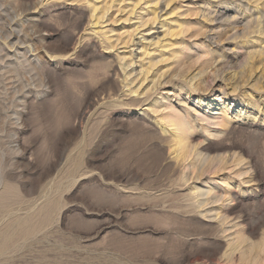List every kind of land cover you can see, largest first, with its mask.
Here are the masks:
<instances>
[{
    "label": "rangeland",
    "instance_id": "obj_1",
    "mask_svg": "<svg viewBox=\"0 0 264 264\" xmlns=\"http://www.w3.org/2000/svg\"><path fill=\"white\" fill-rule=\"evenodd\" d=\"M110 1L0 0V244L15 239L0 264H264V0L158 1L157 16L177 33L167 41L192 46L158 73L190 78L205 68L199 89L186 78L158 91L188 121L177 141L114 76L115 55L139 70L141 43L160 39V26L113 52L88 23L92 5ZM113 1L126 13L135 0ZM121 21L111 28L127 37L137 20ZM219 60L236 72L253 62L255 77L245 86L217 80ZM212 91L229 107L212 102ZM197 98L226 112L224 122L196 120L188 109L198 110ZM198 188L230 196L200 206Z\"/></svg>",
    "mask_w": 264,
    "mask_h": 264
},
{
    "label": "bare ground",
    "instance_id": "obj_2",
    "mask_svg": "<svg viewBox=\"0 0 264 264\" xmlns=\"http://www.w3.org/2000/svg\"><path fill=\"white\" fill-rule=\"evenodd\" d=\"M116 1V0H115ZM158 1L160 0H135L133 3L129 4V10L128 12L124 13V10L120 7H117V9H114V1H110L109 4L107 5L105 3V5L103 6V8H98L95 7L94 4L92 5L91 9H90V15L88 16V23L90 25L91 29L89 32L94 34L96 37L100 38L102 41V43H105L107 46V48H109L110 50L112 49V51L115 49V51H117V47L120 46L122 48L125 49V47H129L133 45V38H135L136 35H141L140 38H143L144 36L148 35V33L154 28V25L156 26V23L159 24L160 29H161V38L155 40V42L148 41L146 42L147 45H142L141 43V54L139 53L138 55V59L136 60L137 63H139L138 66L139 70L135 73L133 72V65L135 64L132 60L126 59L125 55L119 57L118 55H115V57L118 60V65L116 67V69L114 70V76H116V78L118 77L121 85L123 88H126V90L124 92H126L123 96H126V98L128 97L129 100H132L133 103H136L137 106H144V108L142 109L143 111H146V114L151 115L154 117V120L158 126V128L160 129L161 132L165 133L166 135H169L171 138L173 139H178L179 136V131L181 130L182 126H184L183 130L181 131V133L185 130L188 129L187 126V122L184 118L183 115L180 114L179 111H175L176 108L175 106H173V104L170 102V92L169 91H165L166 93L164 94H159L158 91L162 88H164L165 86H173L174 85V81L176 80L178 82V80H180L181 82L186 81V78H189V76H180L181 74H177L175 71V73H173L171 75V73L168 71H161L160 73H158V71H160L159 68H156L158 66H156L158 63H162V62H168L170 61V63H172L173 61L177 60V57H175L174 55H181L186 49L191 48V42L188 41V43H186L185 46H180V44L176 45L175 43H171L170 41H167V39H171V37L176 36L177 33H174L170 28H171V23L172 21L169 20L170 17L169 16H164V18L161 20L157 15L158 13L156 12L157 10V4ZM94 2V1H93ZM107 2V1H106ZM124 0H121V3H123ZM264 2V1H263ZM98 5V4H97ZM117 5V4H115ZM141 5H144V7L141 8ZM127 6V5H126ZM168 7V6H167ZM162 8V7H161ZM165 9V8H164ZM167 9V8H166ZM136 10H140V12H142V14H138L140 12H138L136 14ZM168 10V9H167ZM115 11L116 15H120L121 13H124L123 16L125 17L122 21L119 19H117L115 16H112L113 12ZM177 11V10H176ZM164 13H162L163 15ZM173 14V13H172ZM176 14V13H175ZM115 15V14H114ZM161 15V14H160ZM170 15V13H169ZM178 16V15H177ZM133 17V18H132ZM169 17V18H168ZM132 19L137 20V22L134 24V28L132 30V32L127 36V37H122L119 32L117 33L113 28H111V26L115 23L118 22H130ZM160 19V21H159ZM176 21V20H175ZM258 21V20H257ZM222 23V22H221ZM132 24V23H131ZM182 24V23H181ZM88 25V24H87ZM173 25V24H172ZM158 26V27H159ZM255 26V25H254ZM9 27V26H8ZM148 27V28H147ZM179 27V26H178ZM202 27V26H201ZM147 28V29H146ZM173 29V28H172ZM254 29V28H253ZM10 30V29H9ZM13 30V29H11ZM10 30V31H11ZM20 30V29H19ZM131 30V29H130ZM233 30V29H232ZM260 30V29H259ZM127 32V31H126ZM159 32V33H160ZM241 32V31H240ZM257 32V31H256ZM260 32V31H259ZM89 33V34H90ZM243 33V32H242ZM91 34V36H92ZM160 35V34H159ZM8 36V35H7ZM255 36V35H254ZM188 37V36H187ZM197 37V36H196ZM139 38V39H140ZM191 38V37H189ZM192 39V38H191ZM199 39V38H198ZM81 40V39H80ZM144 40V38H143ZM187 40V39H186ZM224 40V39H223ZM250 40V39H249ZM257 40V39H256ZM8 41V40H7ZM6 41V42H7ZM78 41V40H77ZM141 41V39H140ZM177 41V39H176ZM185 41V40H184ZM184 41H182L181 43H185ZM230 41V40H229ZM254 40H251V42ZM100 42V41H99ZM178 42V41H177ZM256 41H254L255 44ZM192 45L194 46H199V41H194L193 40ZM203 43V42H202ZM221 43V42H220ZM10 44V43H9ZM99 44V43H98ZM222 44V43H221ZM259 44V43H258ZM262 44V42H261ZM14 45V44H13ZM12 45V46H13ZM103 46V44H101ZM251 45V44H250ZM257 45V44H256ZM249 46V45H248ZM174 47V48H172ZM140 48V47H139ZM102 49V48H101ZM106 49V48H105ZM196 49V48H195ZM260 50L264 51V45L261 46L259 48ZM119 50V48H118ZM132 50V49H131ZM205 50V49H204ZM240 51V50H239ZM114 52V51H113ZM125 52V51H124ZM139 52V51H138ZM152 52V53H150ZM129 53V51H128ZM157 54V61L155 63H152L153 61L149 60L147 61V66L143 67V64H141L142 60L144 57H149L151 54ZM199 53V52H198ZM211 53V52H210ZM209 53V54H210ZM121 54V52H120ZM165 54H168L169 57L171 58H164ZM200 54V53H199ZM206 54V53H205ZM206 54V55H209ZM130 57H132V52L129 53ZM154 56V55H152ZM167 56V55H166ZM202 57V56H201ZM204 57V56H203ZM257 58V57H256ZM255 58V59H256ZM148 59V58H147ZM154 59V58H153ZM213 59V58H212ZM115 60V58H114ZM224 60V59H223ZM220 61L218 65L216 66V73H214L215 71H213V74H216V76L219 78L217 80H222V81H228L231 83H235L236 84H242L244 85L246 83L247 80H252L254 77H247V73H250L251 70L254 68V64L253 62L247 63L246 67L242 68L241 70H239L238 72L236 71H229L226 64H224V61ZM146 61V60H145ZM155 61V60H154ZM172 61V62H171ZM202 61V60H201ZM257 61V60H256ZM204 62V61H203ZM210 62V61H209ZM212 62V61H211ZM117 63V62H116ZM167 63V64H168ZM192 63V62H191ZM214 63V62H213ZM201 66V63H199ZM228 64V63H227ZM243 64V63H242ZM136 65V64H135ZM166 65V64H165ZM172 65V64H171ZM208 65V63H207ZM206 65V66H207ZM213 65V64H212ZM161 66V65H160ZM199 66V67H200ZM210 65H208L209 67ZM215 66V65H214ZM238 66V65H236ZM165 67V66H164ZM172 67V66H171ZM183 67V66H182ZM187 67V66H186ZM243 67V66H242ZM161 68V67H160ZM188 68V67H187ZM210 68V67H209ZM184 69V68H183ZM195 69V68H194ZM205 69V68H204ZM201 69V70H204ZM232 69V68H231ZM230 69V70H231ZM236 69V68H235ZM163 70V69H161ZM188 70V69H187ZM198 70V69H197ZM200 72H196L195 74L191 75V77L188 79V83H191V87L194 86L196 87V89L198 86H200L201 84H204V79H203V71ZM215 70V69H214ZM113 71V70H112ZM190 71H193L192 69H190ZM199 71V70H198ZM208 71V70H207ZM212 71V70H211ZM185 72V71H184ZM205 72V71H204ZM191 72H189L190 74ZM211 73V72H210ZM208 73V74H210ZM186 74V73H185ZM188 75V74H186ZM209 76V75H208ZM213 76V75H212ZM247 77L246 80H244ZM257 77V76H256ZM226 78V79H224ZM207 80V79H206ZM118 81V80H117ZM192 81H194V83H192ZM213 82V81H212ZM248 82V81H247ZM250 82V81H249ZM119 83V82H118ZM251 83V82H250ZM206 84V83H205ZM247 85V83H246ZM232 87V85H230ZM245 86V85H244ZM201 87V86H200ZM232 89V88H231ZM119 90V89H118ZM124 90V89H123ZM122 90V91H123ZM171 90V89H168ZM179 90V89H178ZM121 91V89H120ZM258 91V90H257ZM122 93V92H121ZM158 93V94H157ZM162 93V92H161ZM186 94H188V92L186 91ZM214 100H212V102H222V104L224 105L225 108L229 107V103L226 102V99L224 100V96L221 94H216L214 93V91H212V94H210V97H214ZM117 97V95H116ZM122 98V97H121ZM181 98V97H180ZM183 98V97H182ZM202 101L201 98H197L196 101H192V103L196 106H198V110L196 111L195 109H193V106H189V110H193L195 112H197L196 114V120L199 121H203L205 122V124L208 126L210 124L212 125H218L219 123L214 122L215 120L217 121V118H220L221 121H223L222 119L226 117V112L223 113L222 115L216 114L212 111L211 109V105H207L208 108H203L202 105ZM126 102H130V101H126ZM181 103H184L183 101H179ZM243 103V102H242ZM131 104V103H130ZM186 105V104H185ZM129 106V105H128ZM183 107V106H182ZM138 109V108H137ZM258 109V108H257ZM141 110V109H140ZM186 110V109H183ZM223 110V109H222ZM134 112V111H133ZM179 112V113H178ZM184 112V111H183ZM182 112V113H183ZM187 112V111H186ZM144 113V112H143ZM185 114V113H184ZM189 114V112H188ZM192 114V113H191ZM188 117V116H187ZM190 117V116H189ZM194 117V116H193ZM226 120V119H225ZM190 122V121H189ZM224 122V121H223ZM192 123V122H191ZM190 123V124H191ZM186 124V125H185ZM195 125V124H194ZM200 127V126H199ZM207 130V129H205ZM203 131V130H202ZM160 132V133H161ZM195 132V131H194ZM209 133V132H208ZM212 133V132H211ZM189 134V133H188ZM204 134V133H203ZM215 133H213L212 135H214ZM166 137V136H165ZM206 137V136H205ZM177 141V140H176ZM174 142V140H173ZM172 142V143H173ZM180 143V142H178ZM182 143V142H181ZM177 144V143H176ZM176 146V145H174ZM170 147V146H169ZM188 150V149H187ZM174 151V150H173ZM178 151V150H177ZM182 152L184 151L183 149L181 150ZM185 152V151H184ZM184 154V153H183ZM190 154V153H189ZM172 155V154H171ZM176 155V154H175ZM207 157V156H206ZM238 157V156H237ZM202 160V159H201ZM205 160V159H204ZM234 160V159H233ZM190 165V164H189ZM233 165V164H231ZM229 167V166H228ZM182 168V167H181ZM230 168V167H229ZM236 170V169H235ZM182 171V170H181ZM206 171V170H203ZM233 171V170H232ZM197 172V171H196ZM210 172V171H209ZM234 172V171H233ZM244 172V171H243ZM203 173V172H202ZM227 173V172H225ZM183 174V173H182ZM229 174V173H227ZM201 175V174H200ZM232 175V174H231ZM245 183H250L251 182V178L249 177L248 180L244 181ZM218 183V182H217ZM1 186V185H0ZM199 189V188H198ZM214 189L210 188V189H199V193H197L196 197H205L203 200L200 198L198 205L200 206H204L202 204H204L206 202L207 199L212 198L215 199V202L220 201V195L223 198H228L230 195H226V192L221 190V191H213ZM4 192V191H2ZM196 192V191H195ZM1 193V192H0ZM3 195V194H2ZM7 196V195H6ZM1 197V196H0ZM7 200V197H5ZM2 202L4 199L0 198ZM206 199V200H205ZM229 199V198H228ZM227 199H225L224 201H226ZM7 202V201H6ZM47 203V202H46ZM213 203V200H212ZM227 203V202H226ZM2 204V203H1ZM3 205V204H2ZM7 205V204H6ZM47 205V204H45ZM214 206V204H212ZM44 205H42L43 207ZM209 206V205H208ZM223 206V205H222ZM228 206V205H227ZM2 207V206H1ZM41 208V207H40ZM198 208V207H197ZM201 207H199L200 209ZM45 209V208H44ZM204 209V208H202ZM221 209V208H220ZM35 210V209H34ZM40 210L43 211V209L41 208ZM205 210V209H204ZM209 210V209H208ZM39 212V210H37ZM41 211V212H42ZM46 211V209L44 210ZM220 211V210H219ZM35 213V211H34ZM37 213V212H36ZM40 213V212H39ZM39 213H37L39 215ZM203 213V212H202ZM32 214V213H31ZM30 214V215H31ZM42 214V213H40ZM27 215V214H26ZM29 215V216H30ZM35 216H37L36 214H33ZM44 218L46 217L45 214ZM29 216L28 217L30 220L31 218ZM208 216V215H207ZM220 216V215H219ZM218 216V217H219ZM24 217V216H23ZM25 217V219H26ZM40 217L37 216V218ZM204 217V216H203ZM22 218V217H20ZM17 219L15 221H22L21 219ZM27 218V219H28ZM41 218V217H40ZM42 217V219H44ZM26 219V220H27ZM28 219V221H29ZM205 219V218H204ZM219 219V218H218ZM35 221L33 223H37V219H34ZM46 220V219H44ZM42 220V221H44ZM14 221V225L15 224H19V222H15ZM41 221V220H40ZM225 221V220H224ZM23 222V221H22ZM27 223V221H25ZM23 222V223H25ZM22 223V224H23ZM32 221L30 222L31 225ZM42 223V222H41ZM44 223V222H43ZM11 224V223H10ZM13 224V223H12ZM17 224V225H18ZM28 226V224H24L23 226ZM36 226V224H34ZM43 224H41L42 226ZM22 226V225H21ZM33 226V225H31ZM235 226V225H234ZM13 227V226H12ZM10 227V228H12ZM16 228V225L14 226ZM14 227L13 229H9L10 231H14ZM30 227V226H28ZM21 228V232L25 231V236L30 235L33 233V231L31 230L33 227L30 228ZM17 226V229H15L16 231L19 229ZM40 228V225H39ZM35 229V228H33ZM38 229V228H37ZM36 229V230H37ZM8 230V231H9ZM35 230V231H36ZM8 231H6L8 233ZM20 231V230H19ZM17 231V233L19 232ZM6 232H3L4 234ZM16 232H14L13 234H15ZM16 235L14 236H17ZM36 233V232H35ZM34 233V234H35ZM2 234V233H1ZM3 234V236H4ZM10 234V233H8ZM12 234V232H11ZM19 234V233H18ZM22 234V233H21ZM20 235V234H19ZM36 235V234H35ZM6 236V235H5ZM4 238V241L0 244V252H2L5 248V243H12L11 241L14 239L13 235H10L11 240L10 242L7 241L9 240V238L7 239L6 237ZM33 236V234H32ZM2 238V235L0 236ZM23 237V235H22ZM16 238V237H15ZM19 238V237H18ZM31 238V237H30ZM28 238V239H30ZM21 239V238H20ZM25 239V238H23ZM27 239V238H26ZM2 240V239H1ZM6 240V241H5ZM15 240V239H14ZM231 243V242H230ZM232 244V243H231ZM8 247V245H7ZM11 246L9 245V248ZM8 248V249H9ZM8 249H6L8 251ZM5 250V251H6ZM6 251V252H7ZM1 254V253H0Z\"/></svg>",
    "mask_w": 264,
    "mask_h": 264
}]
</instances>
